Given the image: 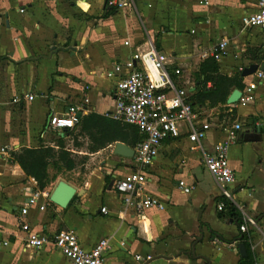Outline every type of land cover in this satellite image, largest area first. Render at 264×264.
Segmentation results:
<instances>
[{
  "label": "crops",
  "instance_id": "0c3cea01",
  "mask_svg": "<svg viewBox=\"0 0 264 264\" xmlns=\"http://www.w3.org/2000/svg\"><path fill=\"white\" fill-rule=\"evenodd\" d=\"M256 9L257 0H133L120 9L110 8L107 0H0V264H73L51 244L29 248L23 219L48 234L74 229L86 249L108 239L106 264H241L243 233L253 253L246 264H264V83L255 90L253 102L197 106L212 124L203 140L207 151L226 138V125L242 123L229 148L236 175L229 187L232 198L221 193L202 151L191 149L186 127L179 137L162 143L143 185L144 194L157 198L163 208L140 211L135 204L127 205L115 186L135 167L134 156L115 154L118 141L95 148V129L85 130L81 120L72 130L53 123L83 95L90 98L92 109L81 118L90 112L108 116L115 106L113 67L136 48L145 49L149 40L169 55L170 74L190 93L196 89L201 63L224 38L229 44L227 54L217 60L221 73L236 75L252 63L261 69L264 32L256 26L244 28L242 21ZM126 39L131 46L124 44ZM256 49L263 52L261 62L254 59ZM253 74L243 77L244 88ZM14 98L21 100L12 102ZM230 116L235 119L229 121ZM256 133L260 140L250 141ZM61 143L74 167L46 189L51 197L64 177L77 193L67 207L49 197L46 210L32 207L23 218L21 208L40 187L13 153L41 145L59 150ZM2 146L11 148L4 153ZM73 171L76 176L68 179ZM181 180L194 189L184 192ZM227 201L256 225L242 232Z\"/></svg>",
  "mask_w": 264,
  "mask_h": 264
},
{
  "label": "built area",
  "instance_id": "2783aa9c",
  "mask_svg": "<svg viewBox=\"0 0 264 264\" xmlns=\"http://www.w3.org/2000/svg\"><path fill=\"white\" fill-rule=\"evenodd\" d=\"M133 0H107L110 8H124ZM24 12V9H21ZM243 27H260L264 32V0H257V9L242 17ZM124 44L131 46V41L126 39ZM229 40L222 39L213 49L211 56L220 60L227 54ZM206 56V55H204ZM169 55L159 50L152 40H149L145 49L136 48L131 57L125 61L115 64L111 74L115 81L114 109L107 112L111 117L125 123L134 125L143 136V140L134 147L135 167L116 180V188L123 194L127 205H136V208L143 211L147 208L163 205L152 195L144 194L143 185L147 180L149 167L157 158L162 143L170 138L179 137L183 129L187 128V137L192 142V150H200L203 154V162L207 170L214 177L221 193L232 198L230 186L235 183L236 175L229 161V148L237 141L238 132L242 128L241 122H233L225 126L226 138L214 144L212 151L204 148L203 140L212 128V124L203 118L200 109L192 105L189 90L178 87L167 66ZM243 67H240V71ZM181 74V69L175 70ZM253 78L247 83L242 91L238 102L243 104L255 100V90L260 83H264V70L258 69ZM26 98L32 100L34 94H26ZM14 98L12 102L20 101ZM92 109L90 98L83 95V98L74 104L69 105L67 114L53 119L57 128L73 129L80 123L83 113ZM81 114V116H80ZM9 146H2L1 151L8 153ZM182 190L190 193L194 186L187 185L180 181ZM47 189L34 190L21 208V216H28L30 209L36 207L39 210H46L49 199ZM219 208L224 207L221 202ZM107 212V208H102ZM240 230L247 232L249 225H256V220L244 213L242 216ZM22 229L26 232V243L29 248L42 249L51 244L60 251L73 264H106L105 253L109 248V240L103 238L91 248L86 249L74 229H62L53 234L39 232L31 228L29 222L22 221ZM141 259L140 255L136 256Z\"/></svg>",
  "mask_w": 264,
  "mask_h": 264
},
{
  "label": "trees",
  "instance_id": "16d2710c",
  "mask_svg": "<svg viewBox=\"0 0 264 264\" xmlns=\"http://www.w3.org/2000/svg\"><path fill=\"white\" fill-rule=\"evenodd\" d=\"M254 52H256L254 59L261 62L263 52L260 49H256ZM196 80V89L191 91L189 96L194 106H203L206 102L211 107L226 104L232 88L243 89L245 85L241 72L232 76L221 73L219 63L213 56L208 57L201 63ZM209 81L212 82L210 87L207 86ZM80 120L82 128L85 130L91 132L89 128L93 127L95 129V132H91V137L96 143L95 148H101L116 141L135 146L143 140V136L136 126L115 120L109 115L90 112ZM59 147V150L45 145L24 147L13 153V159L20 164L28 176H32L38 181L40 189H46L61 172L71 170L74 167L70 151L62 146V143ZM226 203L231 213L237 215V222L240 225L243 219L242 215H239L237 207L230 201ZM242 238L248 255L242 259L241 264H246L252 261L253 253L247 234L243 233Z\"/></svg>",
  "mask_w": 264,
  "mask_h": 264
},
{
  "label": "water",
  "instance_id": "95a60500",
  "mask_svg": "<svg viewBox=\"0 0 264 264\" xmlns=\"http://www.w3.org/2000/svg\"><path fill=\"white\" fill-rule=\"evenodd\" d=\"M258 68L259 65L257 63H252L249 66L243 68L241 75L242 77H247L253 74L254 72H256ZM260 68L264 70V64ZM241 95H242V91L236 88L229 96L227 103L228 104L237 103ZM256 135L257 136L250 138V141L260 140V136H258L260 134L256 133ZM114 153L124 157H133L135 154V150L133 147L127 145L126 143L118 141L115 144ZM76 193H77V187L69 183L65 179L61 178L58 181L56 187L54 188L50 198L54 203L60 205L61 207H67L74 198ZM239 251L242 257H246L248 255L244 243H239Z\"/></svg>",
  "mask_w": 264,
  "mask_h": 264
},
{
  "label": "rangeland",
  "instance_id": "374dc122",
  "mask_svg": "<svg viewBox=\"0 0 264 264\" xmlns=\"http://www.w3.org/2000/svg\"><path fill=\"white\" fill-rule=\"evenodd\" d=\"M135 13H136V11H135ZM221 114L223 115L224 113H222V110H221ZM233 119H235L234 117H232V116H230V118L228 117V120L229 121H233ZM133 162H134V160H133ZM79 168H81L80 166H78ZM79 170V169H78ZM73 175V176H72ZM76 176V174H75V172L73 171V172H70V173H68L67 175H66V177L68 178V179H72V177H75ZM62 178H64V177H62Z\"/></svg>",
  "mask_w": 264,
  "mask_h": 264
}]
</instances>
